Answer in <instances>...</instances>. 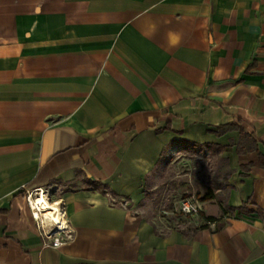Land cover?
Wrapping results in <instances>:
<instances>
[{
	"label": "crops",
	"instance_id": "1",
	"mask_svg": "<svg viewBox=\"0 0 264 264\" xmlns=\"http://www.w3.org/2000/svg\"><path fill=\"white\" fill-rule=\"evenodd\" d=\"M201 150L215 226L160 229L147 192ZM47 186L61 248L25 199ZM0 264H264V0H0Z\"/></svg>",
	"mask_w": 264,
	"mask_h": 264
},
{
	"label": "rangeland",
	"instance_id": "2",
	"mask_svg": "<svg viewBox=\"0 0 264 264\" xmlns=\"http://www.w3.org/2000/svg\"><path fill=\"white\" fill-rule=\"evenodd\" d=\"M206 155V151L201 150L200 153L180 154L168 161L155 187L147 192L144 202L146 216L156 221L160 229L198 228L202 225L201 221L183 215L178 210V203L188 196L202 201L208 191L216 192V179L223 177L228 169L220 159ZM60 191L53 187L52 201H57L55 198Z\"/></svg>",
	"mask_w": 264,
	"mask_h": 264
},
{
	"label": "built area",
	"instance_id": "3",
	"mask_svg": "<svg viewBox=\"0 0 264 264\" xmlns=\"http://www.w3.org/2000/svg\"><path fill=\"white\" fill-rule=\"evenodd\" d=\"M25 199L31 211L33 220L39 236L42 238L45 247L61 248L72 243L75 240L76 232L70 226L67 219V212L61 200L52 201L51 193L52 186L41 187L34 190L24 189ZM40 198H45L50 204L57 206L54 209L40 207L37 201ZM116 200V199H115ZM123 207L126 203L119 202ZM178 210L185 216L197 219L202 222V225L214 227L216 222L207 220L203 201L195 196L182 198L178 203ZM52 211L56 217H59L61 222L55 221L47 213Z\"/></svg>",
	"mask_w": 264,
	"mask_h": 264
},
{
	"label": "bare ground",
	"instance_id": "4",
	"mask_svg": "<svg viewBox=\"0 0 264 264\" xmlns=\"http://www.w3.org/2000/svg\"><path fill=\"white\" fill-rule=\"evenodd\" d=\"M37 204L40 207H44V208H50V209H54L53 207L57 208V206L50 204L45 198H40L37 201ZM48 216L52 217V219H54L55 221H58L59 223L61 222L59 217H56L55 214L52 213V211H49V213H47Z\"/></svg>",
	"mask_w": 264,
	"mask_h": 264
},
{
	"label": "trees",
	"instance_id": "5",
	"mask_svg": "<svg viewBox=\"0 0 264 264\" xmlns=\"http://www.w3.org/2000/svg\"><path fill=\"white\" fill-rule=\"evenodd\" d=\"M215 198V194L213 191H208L206 193V195L202 198V201H205V200H212ZM207 220L210 221V222H216L217 220L212 218V217H207ZM205 228H208V225H201L199 226L198 228H196V230H201V229H205Z\"/></svg>",
	"mask_w": 264,
	"mask_h": 264
}]
</instances>
